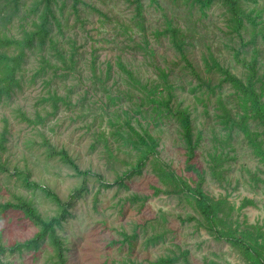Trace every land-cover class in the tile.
<instances>
[{
  "label": "rangeland",
  "instance_id": "obj_1",
  "mask_svg": "<svg viewBox=\"0 0 264 264\" xmlns=\"http://www.w3.org/2000/svg\"><path fill=\"white\" fill-rule=\"evenodd\" d=\"M136 1L143 6V31L137 26ZM257 1L263 9L258 21L264 26V0ZM49 7L50 34L63 50L66 64L55 56V67L38 74L43 53L36 47L29 53L22 89L0 103V130L3 118L8 119L11 171L26 165L32 173L31 181L37 185L27 188L13 174H1L0 204L15 203V197L21 194L45 218L61 217L57 231L65 243L67 264H155L160 257L178 256L185 250L191 264L211 260L245 264L226 243L216 242L189 221V207L165 195L155 196L152 187L161 184L149 168L118 185L117 176H122L124 169L108 156L99 135L104 131L109 135L112 118L123 124V112H128L136 127L139 128L136 120H140L142 128L159 139L162 160L191 183L197 180L196 173L186 169L178 121L170 114L154 119L152 107L149 103L139 104V91L131 88V81L118 63L146 83L162 84L159 69H163L174 88V102L190 109L196 131L203 137L193 161L197 169L205 172L204 191L217 199L227 198L236 209L245 199L252 201L239 212L238 219L264 229L262 163L241 132L229 133L225 129L216 97L198 86L168 38H157L155 32L164 28L168 20L188 29L195 45L189 54L190 62L205 78L202 57L209 54V49L222 66L238 77L244 73L243 60L255 56L257 77L264 80V36L259 35L256 43L245 46L247 35L244 42L226 35L220 8L214 7L202 16L184 0H51ZM3 10L0 32L18 38L24 31L35 29L33 23L41 22L40 17L47 13L45 0H9ZM236 51H240L238 57ZM51 53L46 49L47 57ZM212 74L217 82L215 69ZM52 90H57L64 102L58 103L57 113L44 127L32 129L15 118L18 109L32 112L38 99ZM220 94L234 104L233 91L228 86ZM136 110L143 114L134 113ZM43 138L54 148L65 149L80 172L87 171L88 175H80L58 156L47 159L41 146ZM214 149L218 150L219 159L213 158ZM254 173L259 177L254 179ZM83 183L87 188L67 207H60L42 190L48 187L66 204L74 189ZM133 195L146 200L132 204L129 199ZM37 231L19 211L0 210V241L6 246L22 243ZM51 250L47 242L36 250L8 251L1 261L52 264Z\"/></svg>",
  "mask_w": 264,
  "mask_h": 264
},
{
  "label": "trees",
  "instance_id": "obj_2",
  "mask_svg": "<svg viewBox=\"0 0 264 264\" xmlns=\"http://www.w3.org/2000/svg\"><path fill=\"white\" fill-rule=\"evenodd\" d=\"M192 8H196L202 16H206L208 11L218 7L223 11L225 18L226 35L237 36L244 42V35H247L245 46L256 43L259 35L264 36V26H261L263 9L259 8L257 0H184ZM51 0H45V10L40 19L41 22H34L35 29L24 31L22 37L7 35L0 32V103L4 99H9L17 90L22 89L24 80V70L29 60L30 52L36 47L43 53L39 59L38 74L46 72V68H54L57 60L56 56L66 64L64 52L59 44L53 41L49 29L48 14H51L49 7ZM9 0H0V21L4 20L3 9L8 6ZM137 26L140 31L144 30L143 6L140 1L135 3ZM251 27V30H250ZM157 38L167 37L174 53L179 56L180 62L189 69L195 79L199 82L198 86L205 88L209 95L215 96L218 109L224 118V127L229 133L241 132L248 147L253 155L262 163L264 174V80L257 77V58L255 56L243 60L244 73L242 77L233 74L228 68L222 66L209 51L202 57L207 78L201 77L193 64L190 62L189 54L194 48L193 37L188 29L168 20L166 26L155 32ZM46 49L52 51L47 57ZM240 51H236V57ZM118 66L128 76L132 89H137L140 95L137 96L140 105L150 104L154 119L170 114L178 121L181 128V143L185 150L187 171L195 172L197 180L190 182L180 176L171 165L167 164L159 156V139L143 129L141 121L136 120V127L132 123V116L128 112H123L124 120L121 124L118 119L109 120V135L101 132L99 141L108 156L112 158L120 168L123 167V175L117 176V184L124 185V179H130L134 175L141 174L149 168L151 174L155 176L161 187H152L155 196L165 195L177 199L184 206L189 207L192 213H188V219L195 223L197 229L204 230L216 242L226 243L245 264H264V229L257 224H248L246 221L240 222L239 212L247 205L253 204L252 201L245 199L239 209L227 198H215L207 194L203 189L205 172L197 169L194 163L197 150L201 147L202 135L196 131L192 119V112L188 107H182L176 100L174 88L169 83L167 74L163 69H159L162 84L157 82L146 83L137 80L122 63ZM218 73V81L213 76V70ZM216 82V83H215ZM225 86L233 91L232 97L234 104H230L228 99L220 94ZM119 93V89H117ZM113 100L112 96H108ZM60 102H64L63 96L57 90L48 91L47 95L38 99L37 106L32 112L18 109L15 118L26 124L32 129L44 127L53 117L58 109ZM39 106H42L39 108ZM136 114H143L141 110L134 111ZM116 115L119 117L120 113ZM216 116H219L216 112ZM215 116V117H216ZM220 116V117H221ZM4 125L0 130V175L12 174L27 188H33L37 184L31 181V172L25 165L23 169L14 168L11 171V162L7 154L8 119L3 118ZM212 134L215 135L212 129ZM41 146L47 159L59 157L66 165L71 166L77 173L86 177L89 172H80L79 167L70 158L65 149H56L50 145L49 140L43 138ZM212 155L214 159H219L218 150L214 149ZM24 162L27 159L24 158ZM254 179L259 177L258 173L251 175ZM98 178H101L98 176ZM104 185V184H102ZM87 185L82 184L76 188L70 200L64 204L61 199L48 187L42 188L43 192L56 202L60 207H67L75 196H80ZM15 203L0 204V210H17L23 217L32 222L38 231L28 239L14 242L6 246L0 241V264H8L1 261V257L8 251L12 253H22L24 250H36L45 243L52 246V264H67L65 255L66 247L62 237L58 234L57 228L61 226V217L45 218L36 206L19 194L15 197ZM145 198L133 195L129 201L132 204L142 202ZM146 200V199H145ZM65 211V210H64ZM155 264H191L189 252L182 251L178 256H166L157 259ZM205 264H220L216 261H208Z\"/></svg>",
  "mask_w": 264,
  "mask_h": 264
}]
</instances>
